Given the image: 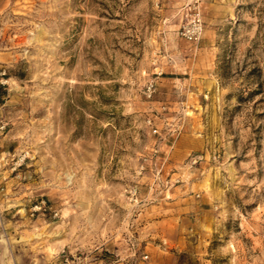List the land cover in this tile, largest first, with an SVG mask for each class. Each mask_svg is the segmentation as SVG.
I'll return each mask as SVG.
<instances>
[{"label": "rangeland", "instance_id": "1", "mask_svg": "<svg viewBox=\"0 0 264 264\" xmlns=\"http://www.w3.org/2000/svg\"><path fill=\"white\" fill-rule=\"evenodd\" d=\"M0 264H264V0H0Z\"/></svg>", "mask_w": 264, "mask_h": 264}, {"label": "built area", "instance_id": "2", "mask_svg": "<svg viewBox=\"0 0 264 264\" xmlns=\"http://www.w3.org/2000/svg\"><path fill=\"white\" fill-rule=\"evenodd\" d=\"M203 21L200 11L193 7L182 19L178 28V36L187 43H197L203 33Z\"/></svg>", "mask_w": 264, "mask_h": 264}]
</instances>
